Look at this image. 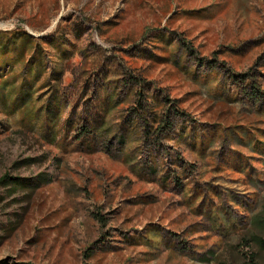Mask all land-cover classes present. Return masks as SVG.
Masks as SVG:
<instances>
[{"label": "rangeland", "instance_id": "1", "mask_svg": "<svg viewBox=\"0 0 264 264\" xmlns=\"http://www.w3.org/2000/svg\"><path fill=\"white\" fill-rule=\"evenodd\" d=\"M0 264H264V0H0Z\"/></svg>", "mask_w": 264, "mask_h": 264}, {"label": "trees", "instance_id": "2", "mask_svg": "<svg viewBox=\"0 0 264 264\" xmlns=\"http://www.w3.org/2000/svg\"><path fill=\"white\" fill-rule=\"evenodd\" d=\"M16 179H12L10 177H8L7 175L3 176L1 179H0V185H3V186H7L9 185L10 182H15Z\"/></svg>", "mask_w": 264, "mask_h": 264}]
</instances>
